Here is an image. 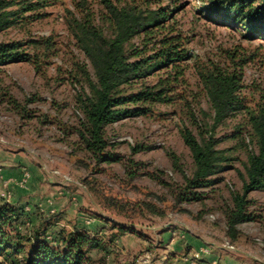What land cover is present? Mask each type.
Masks as SVG:
<instances>
[{"label": "rangeland", "instance_id": "rangeland-1", "mask_svg": "<svg viewBox=\"0 0 264 264\" xmlns=\"http://www.w3.org/2000/svg\"><path fill=\"white\" fill-rule=\"evenodd\" d=\"M42 1L44 6L25 12L20 23L0 34L2 41L50 40L56 47L47 54L37 51L42 59L39 68L31 61L0 67V199H13L14 192L4 185L1 170L8 159L15 157L16 163L25 161L24 174L30 173L28 181L36 173L47 188L55 189L57 196H66L68 200L60 210L36 223L33 232L52 224L51 238L76 227L99 235L101 246L88 249V260L83 264H187L186 258L195 259L197 264H214L215 260L225 264L227 259L264 264L263 190L250 193L248 212L253 218L238 225L241 233L234 242L226 235V212L233 207V193L243 186L239 172L245 171L244 150L239 153L242 161H237L234 168L213 176L212 186L197 190L198 198L182 202L175 199L176 191L194 169L192 151L181 129L189 126L199 136L197 127L186 116L187 99L157 104L148 115L110 124L107 137L114 144L111 151L121 159L93 166L94 160L79 144L74 128L83 117L77 103L81 86L73 78L74 62H85L92 75L94 72L85 52L77 45L71 23L74 17L83 18L88 11L95 14L98 22L105 4L103 0ZM148 3L153 8L175 10V25L187 37L192 55L185 73L187 84L180 85L179 91L187 95L196 111L201 107L212 111L211 102L199 85L198 63L203 66L215 62L223 67L242 64L245 102L254 105L262 99L264 29L247 30L224 12L211 9L209 0ZM25 48L36 51L30 44ZM232 56L236 62H232ZM157 77L158 74L149 80L156 81ZM12 101H17L21 108ZM240 117L229 120L227 126L217 127L221 148L234 145L235 140L228 136ZM137 145L143 148L135 152L133 147ZM88 184L93 188L91 192ZM145 201L154 203L165 214L151 212L142 206ZM24 206L27 211L32 210L29 204ZM91 217L96 221L88 223ZM188 235L210 242L197 248L187 244ZM228 240L236 250L224 246ZM211 242L216 244L215 248L210 247ZM20 244L28 254L30 243L22 240ZM202 249L210 252L197 258L195 254ZM213 253L215 256L207 259ZM25 254L20 253L19 259ZM14 258L12 255L8 262Z\"/></svg>", "mask_w": 264, "mask_h": 264}, {"label": "trees", "instance_id": "trees-1", "mask_svg": "<svg viewBox=\"0 0 264 264\" xmlns=\"http://www.w3.org/2000/svg\"><path fill=\"white\" fill-rule=\"evenodd\" d=\"M42 2L0 0V34L20 23L25 12L44 6ZM146 2L148 0L123 3L103 0L105 10L98 22L91 11L83 18L72 20L77 45L85 52L94 72L92 75L87 63L74 62L73 78L81 86L77 103L83 113L78 126L74 127L79 144L90 153L93 166L120 160L112 153L114 144L107 137L110 124L148 115L157 104L169 105L187 99L186 116L197 127L199 136L189 126L181 129L192 151L194 169L176 191L175 199L182 202L198 198L197 190L212 186L213 176L234 168L241 160L239 153L244 150L247 160L241 161L245 171L239 172L242 190L233 193V207L226 212V235L234 242L241 233L238 225L253 218L248 212L250 193L264 191V94L254 105L245 102L244 73L238 62L228 67L215 62L203 66L198 63L199 85L209 98L212 111L202 107L196 111L187 95L179 91L180 85L187 84L185 73L192 55L187 37L175 25V10L163 6L153 8ZM209 2L215 12H224L251 32L264 29V0ZM29 44L35 52L25 48ZM55 48L50 40H0V67L31 61L39 68L42 59L37 51L44 50L47 54ZM232 62H236L235 56ZM156 74V81H150ZM12 102L21 108L17 101ZM239 116V123L228 136L235 140L234 145L221 148L217 127L227 126L229 120ZM142 148L137 145L133 151ZM86 187L89 192L93 190L89 184ZM142 206L151 212L165 214L154 203L145 201ZM31 211L5 197L0 199V264H83L88 260L87 250L101 246L98 234L79 227L68 233L63 231L54 239L50 233L52 224L33 232L32 227L43 222L47 214L39 209ZM22 240L31 245L28 254L20 244ZM54 241H59L58 245H53ZM20 253L25 254L23 259H19ZM12 255L15 258L9 263Z\"/></svg>", "mask_w": 264, "mask_h": 264}, {"label": "crops", "instance_id": "crops-1", "mask_svg": "<svg viewBox=\"0 0 264 264\" xmlns=\"http://www.w3.org/2000/svg\"><path fill=\"white\" fill-rule=\"evenodd\" d=\"M13 160H15V157L8 159L1 170L2 180L10 181L9 188H11L14 192L13 199L11 200L13 203H17L19 206L29 204L32 207V211L39 209L45 214H49L50 212L57 209L60 210L63 205L68 203L66 196H57L58 194H56V192L54 191L55 189H51L50 187L47 188V185H45L46 183L41 182V180L38 179V175H36V173L32 174L31 178L28 181V184L23 183V178L25 176L24 169L26 167V163L25 161L22 163H16V161L14 162ZM33 170L35 171L34 168ZM66 194L69 195L68 192L64 193V195ZM80 199H82V197H80ZM93 202L94 201L92 200V203ZM33 218L36 219V216L33 215ZM206 241L207 240H205L203 237L201 241L194 239L193 237H191V235H188L187 244H192L191 246L200 248L201 246H206L207 244L205 243L209 244L210 241ZM211 244V246L209 245L210 247H216L215 243L211 242ZM213 256H215V253L209 255L207 259H212ZM203 264H208V262H204ZM225 264L242 263L239 259H227L225 261Z\"/></svg>", "mask_w": 264, "mask_h": 264}, {"label": "built area", "instance_id": "built-area-1", "mask_svg": "<svg viewBox=\"0 0 264 264\" xmlns=\"http://www.w3.org/2000/svg\"><path fill=\"white\" fill-rule=\"evenodd\" d=\"M30 177V173L27 171V172H25V176H24V178H23V183H26L27 181H28V178ZM3 182H4V185L6 186V188H9L8 186H9V184H10V181L9 180H3ZM10 195H11V193H10ZM11 197V196H10ZM10 197H8V200H10L9 198ZM92 221H96V218H89V219H87V222L88 223H92ZM224 246H226L227 248H229L230 250H236V246L234 245V244H232L229 240L228 241H226V245H224ZM210 251L208 250V249H202V252H197L196 254H195V256L197 257V258H200V255H201V253H202V255H204V254H208ZM186 261H187V264H197V263H195V259H192V260H189V259H187L186 258ZM214 264H218V261L217 260H215L214 261Z\"/></svg>", "mask_w": 264, "mask_h": 264}]
</instances>
